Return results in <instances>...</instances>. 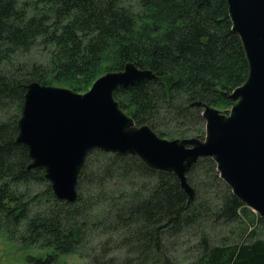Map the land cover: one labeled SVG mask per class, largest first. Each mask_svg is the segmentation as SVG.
Masks as SVG:
<instances>
[{
  "label": "trees",
  "instance_id": "trees-1",
  "mask_svg": "<svg viewBox=\"0 0 264 264\" xmlns=\"http://www.w3.org/2000/svg\"><path fill=\"white\" fill-rule=\"evenodd\" d=\"M227 10L226 0H0V233L46 251L29 264L77 254L87 264H264V221L211 159L187 174L189 201L173 174L92 151L68 204L16 138L28 84L82 94L132 63L154 78L118 88L120 109L165 140H203V109L193 104L226 115V94L248 74ZM35 47L43 62L25 60Z\"/></svg>",
  "mask_w": 264,
  "mask_h": 264
},
{
  "label": "water",
  "instance_id": "water-1",
  "mask_svg": "<svg viewBox=\"0 0 264 264\" xmlns=\"http://www.w3.org/2000/svg\"><path fill=\"white\" fill-rule=\"evenodd\" d=\"M226 2L248 74L226 94L234 103L226 115L193 104L203 109V140H165L146 125L136 126L120 109L113 98L118 88L139 87L154 78L132 63L105 73L82 94L37 82L25 87L17 143L28 150L31 167L44 171L57 200L75 203L77 179L92 151L134 156L153 171L173 174L189 201L194 190L186 176L199 160L209 158L233 196L264 221V0Z\"/></svg>",
  "mask_w": 264,
  "mask_h": 264
},
{
  "label": "rangeland",
  "instance_id": "rangeland-1",
  "mask_svg": "<svg viewBox=\"0 0 264 264\" xmlns=\"http://www.w3.org/2000/svg\"><path fill=\"white\" fill-rule=\"evenodd\" d=\"M46 56V52L41 47H35L25 60L43 62ZM218 233L221 236L229 237L227 230L221 229ZM45 254V250H39L33 246L22 247L8 240L6 236L0 233V264H29L28 259L30 257L42 258ZM54 264H87V261L77 254L61 256Z\"/></svg>",
  "mask_w": 264,
  "mask_h": 264
}]
</instances>
